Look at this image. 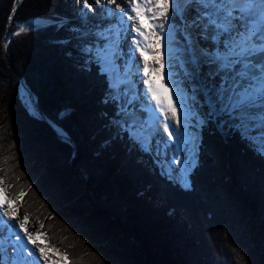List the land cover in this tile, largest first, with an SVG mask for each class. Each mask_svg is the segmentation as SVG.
Segmentation results:
<instances>
[{
    "label": "trees",
    "instance_id": "trees-1",
    "mask_svg": "<svg viewBox=\"0 0 264 264\" xmlns=\"http://www.w3.org/2000/svg\"><path fill=\"white\" fill-rule=\"evenodd\" d=\"M13 8L15 21L54 23L14 35L11 59L5 39L8 29H16L14 24L9 26ZM72 11L71 2L63 0H21L18 6L16 0H0V103L8 136L16 131L19 136L18 144L15 140L8 149V155L15 158L7 163L0 160V167L12 171L5 176L12 194L16 196L21 187L16 188L11 177H33L26 193L33 190L36 194H30L29 203L56 218V239L52 230L45 231L49 241L61 245L64 235L73 237L77 250L74 254L66 251L69 264H77L79 258L91 264H264V154L235 128L224 131L221 121L211 119L214 122L202 127L191 186L184 187L163 175L152 156L137 146L127 131L119 139L115 135L114 104L109 98V103L105 102L111 80L102 65L89 63L87 69L72 74L63 69V38L69 33L60 25ZM12 62L16 69L11 68ZM64 73L72 83L62 87L63 77L58 82L55 74ZM21 76L53 124L74 140L78 149L74 162L71 157L76 149L29 113L21 96ZM63 94L69 100H64ZM68 106L70 112L61 120ZM86 129L100 140L101 149L109 152L110 158L82 142L80 133ZM139 149L144 161L138 158ZM116 155L127 159L125 168L111 163L117 161L113 159ZM88 177L102 185L105 193L94 197L86 185ZM139 184L142 188L136 191ZM219 184L227 189V196H234L242 206L248 204L254 228L261 232L260 244L232 210L227 209L224 215ZM164 208L166 213L160 211ZM31 217L35 220L36 216ZM58 218L64 221L60 223Z\"/></svg>",
    "mask_w": 264,
    "mask_h": 264
},
{
    "label": "snow or ice",
    "instance_id": "snow-or-ice-1",
    "mask_svg": "<svg viewBox=\"0 0 264 264\" xmlns=\"http://www.w3.org/2000/svg\"><path fill=\"white\" fill-rule=\"evenodd\" d=\"M84 3L91 10L88 0ZM95 3L114 5L120 13V26L109 29L112 43L105 51L118 47L127 16L134 21V40L144 58L146 103L141 102L140 108L147 115L140 118L122 105V114L128 117L123 127L130 139L151 151L162 123L167 136L156 142V149L164 155L163 166L168 172L180 171L184 187L191 186L187 174L196 163L199 130L213 118L227 117L221 127L231 121V127L245 138L259 141L264 151V0H128V11L133 14L117 0ZM104 11L109 16L115 14L111 8ZM177 16L179 24L169 22ZM27 30L20 27V32ZM149 57L158 67L150 66ZM177 66L184 79L175 78L173 68ZM204 68L208 69L206 74ZM130 75L127 71L125 79ZM198 75L202 76L200 83L195 82ZM185 80L189 81L187 87ZM128 92H124L126 104L140 101L134 89L131 95ZM256 131L258 134L252 135ZM3 183L0 178V185ZM5 193L0 187V264H34L37 252L36 259L44 264H59L50 257V251L59 255L63 264H69L67 252L51 245L47 233L39 228L29 231L30 214L19 215L26 193L20 190L16 194L20 203ZM25 242L33 247H26Z\"/></svg>",
    "mask_w": 264,
    "mask_h": 264
},
{
    "label": "rangeland",
    "instance_id": "rangeland-1",
    "mask_svg": "<svg viewBox=\"0 0 264 264\" xmlns=\"http://www.w3.org/2000/svg\"><path fill=\"white\" fill-rule=\"evenodd\" d=\"M63 1H65V3L66 2L67 3L71 2L72 6H73V11L70 12V14H69V16L71 18H69V17L67 19L64 18V20L61 22V25H60V27L64 31L67 30V32L69 33L68 36H67L68 38L66 40L63 38V45L65 46L64 47V49H65V57H64L65 64H64V68L63 69L64 70L67 69L68 70V74H69V72H71V74H72L75 70H81V69L85 70V69H87V67H89L88 64L92 63L94 60H101L102 61L101 65L104 67L105 71L108 72V74L110 75V79L112 81L111 89L108 91V98L113 102V104L115 103L116 116L114 118V121L116 123V127H117V130H118L117 137H119V132L124 131V127H123L124 121L126 119H128V117H126V116L124 117V115L122 114V111H121L122 105L127 107V109L129 111H131V108H138L139 109V107L136 106L135 104L134 105L131 104L130 106L126 104V101H124L125 97H127V96L124 95L125 89L121 88V80L123 78V74H125V69H126L125 64L122 62V58L124 60L123 56L126 55V50H127V47H128L127 40L122 38L121 35H122L123 31L121 30V35L119 37L120 39H119V42H118V47L114 48V49L113 48H109L107 51H105L106 47L112 43L113 33H111L109 31V29L111 27L117 26L115 20H114L113 24L109 25V28L105 24H102L101 20L102 21L103 20L104 21L111 20V19L107 18V15H105V12H104V14L102 13V14L99 15V19L100 20L98 22H100L101 25L96 24L97 26H94V25H92L93 24L92 20L94 21V17H93L94 14L91 12V10H89L87 8V6L84 3V0H63ZM88 4L91 5V8H93L96 12L98 10L101 11V8L102 9L106 8V6H104V5L96 4L95 0H88ZM126 4H128V3L126 2ZM110 8H112L113 11L116 12L114 7H110ZM177 20H179L178 16L174 20H172L171 23L179 24ZM29 21L30 20H25V21H21V22L15 21L14 23H12V24H14L16 26V29L13 32L11 31L12 34H10L9 36H6L5 49H6L7 54H8V50H7L6 40H8V42L10 44V42H11V40H12L14 35L23 34V33H27V32L29 33L31 31H35L37 29L44 28V27H46L48 25V24L44 25L41 28H35L34 30L30 29V30H27L25 32H20V27L23 26L25 23H27ZM44 21L49 22V20H44ZM10 22H9V26L11 25ZM63 24H66V25H63ZM85 25L88 26V29H86L85 32H84V31L81 30V28H84ZM94 30H95V32H91V31H94ZM103 30H105V32H106V34L108 36V39H106V40L102 36V33H101V31H103ZM82 36H83V39H85L84 45H83V42L81 41V37ZM87 38H89V39H87ZM94 38L96 40H101L104 43L103 44H98L99 48H97L96 52L92 56V50H93V44H94L93 43V39ZM10 50H11V46H10ZM98 53H99V55H98ZM115 53H118V54H115ZM8 56H9V54H8ZM9 58L12 59V56H9ZM165 61L167 62V52H165ZM10 65H11V68L16 69V66H15V64L13 62L10 63ZM207 71H208L207 68L203 69V73L204 74H206ZM60 72L62 73V69H60ZM59 74H55V77H56V80L58 82L63 77V79H61L62 87L66 86V85H71L72 81H70V79L68 81V78H69L68 76L69 75L67 73H64L63 76H61ZM57 76L59 78H57ZM130 80H131V82L133 81V79H130ZM201 81H202V76L198 75L196 77V81L195 82L196 83H200ZM20 82L22 84V81H20ZM187 82L189 84V81H187ZM58 85L60 86L59 83H58ZM76 85L77 84L74 83V86H76ZM139 87H140V85H138V89H139ZM127 89H129V88H127ZM117 92H119V93L117 94ZM137 93L139 94V91ZM32 94H34L33 91H32ZM129 94H130V89H129L128 95ZM21 96H22L23 101L26 103V107H27L29 113L31 115L41 119L42 121L45 122V124H47L48 127L52 128L54 133L59 137V139L63 143H65V144L69 143V144L72 145L71 141H73V144L75 146L76 151L75 152L73 151V154H72V157H71V161L74 162V160L76 159L77 154H78V149H77V146H76L74 140L72 139V137H70L66 132H64L58 126L53 124V121L49 119L50 117L47 116V114L44 112V110L41 109V107H39L40 110L42 111V113L45 115V119L42 118L38 107L32 102L31 96H30L29 91L27 90V88L22 87ZM63 97H64V100H69V98L65 94H63ZM34 100L39 105V103L37 102V100L35 98H34ZM2 110H3L2 109V103H0V134H1V138H0V140H1V142H0V160H1V163L2 162L3 163H7V162H9V161H11V160H13L15 158V155H12V156L8 155L9 154L8 153V149H9V147L11 148L12 145H14L15 140L17 141L16 144H18L19 136L17 135V131H16V133H14V132L11 133L12 137L8 136V134H10V132L8 130V125L5 124L4 119L2 117V115H3L2 114ZM133 111H136V110H133ZM69 112H70V107L68 106V109L64 113H62L60 119L64 120L63 117L66 114H68ZM140 118H141V116H140ZM213 120H217V121L227 120V117H221L219 119L213 118ZM213 120H210L209 122H211V121L214 122ZM209 122L207 123V125H209ZM231 123H232L231 121H228V123L223 126L224 131L228 130L229 126H231ZM13 127L16 129V125L13 124ZM201 131L202 130L200 129L199 130V136L200 137H201ZM57 133H59L62 136V138ZM256 134H258V131L252 133V135H256ZM80 136H82V142L87 144L92 150L96 148L98 153L102 154L101 152H103L108 158H110V153L109 152H105L104 150L101 149L100 140L95 137V134L92 131L86 129V130L82 131V134L80 133ZM66 138L71 139V141L66 139ZM155 139H156V142L162 140L159 136L156 135L153 138L152 150L150 152L154 155V165L155 166H160L161 169L163 170V169H165L164 166H163L164 163H165V157H164V155L162 153L158 154V151L156 149ZM251 140H252L251 144H252V146L254 148H257V147L261 148V144H260L259 141L253 140V139H251ZM138 145L142 146V143H137V146ZM92 147H94V148H92ZM143 147L145 148L146 145H144ZM171 151H172V149L169 148L168 149V159L171 158ZM263 153H264V151H263ZM141 154L142 153L140 152L138 158L142 161L143 158H142ZM137 155H138V152H137ZM220 156L223 157V154L221 153ZM181 158L183 159L184 155H182ZM113 159L117 160L116 162H115V160L111 161V163L115 167H117V168L121 167V169H122V167L125 168L124 165L127 163V159L125 157H121L120 158L119 155H116L115 157H113ZM172 167L176 168L177 166L176 165H172ZM98 170L102 171L100 168H98ZM145 170L148 171V169H146V167H145ZM191 171H192V167L189 169L188 173H190ZM22 172H24V170ZM150 172H151V170H150ZM8 174L9 175L12 174V171H11V169L9 167H4V168L0 167V178H3V181H4V183L2 185H0V187H4L6 189L5 195H7L9 199L16 200L17 203H20V201L17 199V195L16 196L13 195L12 192L10 191V187H9L10 183H9L8 180H7L8 181V183H7L6 178L4 177V176H6ZM23 176H24V178H27L26 174H24ZM23 176L21 177V174H20L19 177H17V175L16 176L14 175V178H12L10 176L11 177L10 179H12L15 182V187L16 188L21 187L20 190H23L26 193L28 190L31 189V186H32L31 181H32L33 177L31 176L32 178L30 177L29 180H26V179L23 178ZM187 176H188V174H187ZM225 176H226L225 173L222 172V178L223 179L225 178ZM92 178L93 177H88L86 185H87L88 191L90 192V191L93 190L94 197L98 198L101 194L105 193V188L102 185H98L97 186L93 181H91ZM170 178L173 179L177 183L183 184V180H182L180 171L170 172ZM20 179L22 180L23 184L20 183ZM187 179H188V177H187ZM231 180L233 181L232 177H231ZM219 185L221 186V193H220L221 195L219 197L220 201H221V205L226 207V209L224 210V215L226 216L225 212H226L227 209L228 210H232L233 213L236 216L238 215L240 217L241 224L245 223L246 226H248L244 230H246L247 232L250 231V233L252 235H254V237H256V241H258V244H260L259 239L260 240L262 239L261 232H260V230L257 229V227L254 228V221L252 222V220H251L252 213H251V209L248 206V204H246V207H245V205L242 206L240 201L237 200L236 198H234V196L233 197L231 195L227 196V194H228L227 193V189H224L222 184H219ZM7 186H8V189H7ZM224 186H226V182H224ZM141 188H142V186H140V184L137 185L136 191H140ZM82 190L85 191L86 187L84 186L82 188ZM31 193H33V195L36 194L33 190H31L29 192V194L26 193L27 197L25 195L24 198H23L22 206L19 208V215L22 217L24 214L27 213L26 211L29 210L27 214L34 215V217L36 216L34 218L35 220H33V218L30 215V224L28 225L29 231H35V229L39 228L41 232L45 233V231L49 232L50 230H52L53 231V238L56 239V236H57V232H56L57 223L55 221L56 218H53V216L49 215V213L43 214L40 211L39 206H36L33 203H29L28 200L32 199V196H30ZM91 196H92V194H91ZM129 197H131V196H129ZM154 197L158 200L159 196L158 195H154ZM199 197L201 198L200 195H199ZM140 198L144 201L143 197H140ZM152 201L155 202L154 198L152 199ZM244 203H245V201H244ZM240 204H241L242 207L240 206ZM5 206L7 207V205H5ZM160 211L166 213L167 209L166 208H164L163 210L160 209ZM174 212L176 213V211H174ZM181 213H183V212H181ZM227 215L228 216L230 215L231 217H233V215L230 214V213L229 214L227 213ZM205 216H206V213H205ZM244 216H246V221L244 219ZM58 219L60 220V223H62L64 221L61 218H58ZM175 221L179 222L180 218H179V221L177 219H175ZM41 222L44 225L43 228H40ZM249 222H250V224H249ZM255 229H256V232H257L258 235L256 234ZM243 234H245V233H243ZM51 245H53V244H51ZM41 246H44L42 242H41ZM53 246L56 249H59L61 253H64V252L68 251V253L74 254V253H76L75 250H77L76 247H75V244L73 242V237L71 235H69V236L68 235H64V237L62 239V242H61V245H58L57 243H54ZM123 248L125 249V247H123ZM127 249H129V248H127ZM253 252H254V250H253ZM255 252H257V251H255ZM49 255H50V257L53 260L59 261V264H63V262L60 261V256L59 255H57V254H55L54 252H51V251L49 252ZM77 264H91V263L90 262H85L84 260L79 258V260L77 261Z\"/></svg>",
    "mask_w": 264,
    "mask_h": 264
},
{
    "label": "bare ground",
    "instance_id": "bare-ground-1",
    "mask_svg": "<svg viewBox=\"0 0 264 264\" xmlns=\"http://www.w3.org/2000/svg\"><path fill=\"white\" fill-rule=\"evenodd\" d=\"M126 2L128 3V0H117V3L121 4L126 9V11H128V4H126ZM101 5L106 6V8H103V9L101 8V11L98 10L97 12L93 8H91V12L94 14L93 15L94 21L92 20L93 24L92 23L91 24L94 25V26H97L96 24L101 25V23H102V24H105L109 28V25L113 24L114 20H115L117 26H120V20H119L120 13L116 9H115L116 12H114L115 13L114 15H111V16L107 15V18L111 19V20H109V21H104V20L102 21L101 20V23L98 22L100 20L99 19V15L102 14V13L104 14V12H105L104 9H107V8H110V7H114L115 8L114 5H108L107 3L101 4ZM128 14H133V13L128 11ZM105 15H106V13H105ZM177 21L179 23L180 22V18ZM169 22L171 23L172 20H170ZM52 23H54V21ZM133 23H134V21L128 20L127 16H125L124 20H123V26L121 28V30L123 31L121 36H122L123 39L127 40V45H128L127 50H126V55L123 56L124 60L122 58V62L126 66L125 73L127 71H130V73H131V75L128 76L127 79H125V74H123V78L121 80V88H123L125 90L127 88H129L130 89V94L129 95H131V89H134L136 92L139 91V95H140V98H141L140 101H135L132 104L133 105L135 104L136 106H138L140 110L138 108H132V110H136L137 111V112L135 111V113H137V116L139 115V117L141 116V118H145L147 113L142 111L141 108H140V103L141 102H145L146 103V101H144V97H143V93H144V90L146 88V86L143 83V80L145 79L144 73H143V59L144 58L140 56V51L136 47V43H135L134 38L137 36V34L133 30V27H132ZM47 24L49 25V22H46V21L44 22V20H42V21L41 20H30L29 22L25 23L23 25V27L27 28L28 30H30V29L34 30L35 28H40V27H43L44 25H47ZM86 29H88V26H86V25H85L84 28H81V30L84 31V32H85ZM91 32H95V30L91 31ZM101 33H102V36L105 38V40L108 39V36H107L105 30L101 31ZM87 39H89V38H87ZM139 39L142 40V38H139ZM81 41L83 42V45H84L85 39H83V36L81 37ZM93 43L94 44H93L92 56L96 52L97 48H99L98 44H103L104 42H102L101 40H96L94 38L93 39ZM149 63H150L151 67H158V65H155V64L152 63L150 57H149ZM174 63H175V61H174ZM165 71L166 72L168 71L167 62H166ZM173 72L177 73V75L175 77L176 79H178V80L184 79L183 74H182V70H180L178 66L173 68ZM130 79H133L131 85H129V83H128V81H131ZM138 85H140L139 89H138ZM184 86L185 87L188 86L187 80H185ZM118 93L119 92H117V94ZM127 98L128 97H125L124 101H126ZM161 120H162V118H161ZM157 136H159L162 140L166 139L167 134L163 133L162 123L159 126V132L157 133ZM71 142H72V146H73V141H71ZM155 142H156V139H155ZM182 155H184V154H181V156ZM25 244H26V242H25ZM26 247L31 248L33 246L29 245V244H26ZM36 254H39V253L37 252ZM41 262H42V260H41ZM34 264H37L36 260H35ZM42 264H44V261L42 262Z\"/></svg>",
    "mask_w": 264,
    "mask_h": 264
},
{
    "label": "water",
    "instance_id": "water-1",
    "mask_svg": "<svg viewBox=\"0 0 264 264\" xmlns=\"http://www.w3.org/2000/svg\"><path fill=\"white\" fill-rule=\"evenodd\" d=\"M16 3H17V6H18V5L20 4V0H16ZM14 13H15V11L12 13V20H11L10 24H12V23L15 22V20H14ZM52 22H53V21H49V24H51ZM10 34H12V33H11V30L8 29V30H7V33H6V36H8V35H10ZM6 43H7L8 54H9V56H11L10 44H9L8 40H6ZM21 81H22V85H23V87H24V88H27V90L29 91V94H30V96H31V100H32V102L38 107V109H39V111H40V113H41L42 118L45 119V115L42 113V111H41L40 108H39L40 106H39V105L36 103V101L34 100L35 96H33L34 94H32L31 89H30L29 86L25 83V80H24L22 77H21ZM57 134L62 138V136H61L59 133H57ZM66 139H68V138H66ZM68 140L71 141V139H68ZM73 147L75 148L74 144H73Z\"/></svg>",
    "mask_w": 264,
    "mask_h": 264
}]
</instances>
